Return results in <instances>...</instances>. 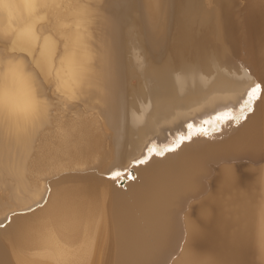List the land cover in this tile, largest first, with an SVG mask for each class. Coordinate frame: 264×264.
<instances>
[{"label":"bare ground","instance_id":"bare-ground-1","mask_svg":"<svg viewBox=\"0 0 264 264\" xmlns=\"http://www.w3.org/2000/svg\"><path fill=\"white\" fill-rule=\"evenodd\" d=\"M0 43V264H264V96L133 163L264 82V0H0ZM238 131L259 148L225 155L243 174L209 153L143 177Z\"/></svg>","mask_w":264,"mask_h":264},{"label":"water","instance_id":"water-1","mask_svg":"<svg viewBox=\"0 0 264 264\" xmlns=\"http://www.w3.org/2000/svg\"><path fill=\"white\" fill-rule=\"evenodd\" d=\"M232 47H233V50L238 54H240L241 52L244 51V49H246L243 46V44L240 42H237L236 45H233ZM158 91H159V94H162L163 92L161 89H159ZM247 137H248V134L246 132L238 131L236 133L226 136L225 138L221 140H218L217 142H197L196 144L189 147L188 150L184 154L179 156L178 158H175L174 160L168 163L158 164L154 166L153 168L142 172L143 177L145 179L147 177H150L151 175H154V173H158L159 171H166V172L173 171L177 168L182 167V165L184 166L188 165V161H190L192 157H195L196 155H208L209 153L215 155L216 157H219L218 160H216L218 161V163L216 164L208 163L207 165H203V163L198 162L196 163L197 167L209 170L211 173H216L219 167L222 165L223 166L225 165L228 167H231L234 165L236 168V172L239 174L240 173L243 174L244 172L242 170H244L249 165L255 164V162H252L251 160L245 159V158L238 160V161L229 160L228 158H226L225 155H227L228 152L235 153L239 151L240 149L247 150L249 155L250 154L257 155L259 151L258 146H255L249 143V141L247 140L248 139ZM261 161L263 162V160ZM198 177H202V176H198ZM200 182L202 184L203 190L207 192L214 191L215 189H217L216 182H213L212 178L207 179V176H206V178L204 177L202 181L200 180ZM138 193L126 194L123 198L119 200L122 202L121 204L126 205L125 203H127L128 205L129 203H132L136 200ZM164 212H165L164 213L165 216L167 217L168 212L166 210Z\"/></svg>","mask_w":264,"mask_h":264},{"label":"snow or ice","instance_id":"snow-or-ice-1","mask_svg":"<svg viewBox=\"0 0 264 264\" xmlns=\"http://www.w3.org/2000/svg\"><path fill=\"white\" fill-rule=\"evenodd\" d=\"M264 96V82H253L238 101L235 108H227L218 112L215 116L200 121L198 124L189 122L186 131L178 133L169 144L158 146L155 142L146 145L142 158L136 159L133 163L142 164L147 162L152 156H164L168 152L175 151L183 143L191 141L197 135H209L211 132L219 131L227 122L239 123L245 120L249 113L254 111L256 102ZM207 126V127H206ZM122 175L120 171H114L113 177ZM10 219V217H9Z\"/></svg>","mask_w":264,"mask_h":264},{"label":"rangeland","instance_id":"rangeland-1","mask_svg":"<svg viewBox=\"0 0 264 264\" xmlns=\"http://www.w3.org/2000/svg\"><path fill=\"white\" fill-rule=\"evenodd\" d=\"M80 1H81V2H84V3L87 2V0H80ZM88 4H90L91 6L94 7V3H93V2H90V1H89ZM90 30L93 32V34L96 33V32L98 31L95 27L92 28L91 25H90ZM57 41H58V39H57ZM0 47H2L1 43H0ZM5 51H6V52H10L9 50H6V49H5ZM133 54H134V53H133L132 51H130V52L127 54V57H129V59L134 58V57H133ZM26 60H27V61H26ZM25 61H26L29 65H31L30 60H29V59H26V57H25ZM38 76H39V75H38ZM140 82H141V78H140L139 74L136 73V72H133V73L130 75V78H129V83L131 84V86L127 87V89L129 90V92H128V95H129V96L131 95V93H132L133 91L139 89ZM44 88H45V90H46L47 92H50V91H51V89L48 88L47 83L44 84ZM42 203H43V202H42ZM42 203H40V204H42ZM40 204H37V206H30V205H28V206H26V207H27V209H34L35 207H39L38 205H40ZM10 213H11V212L8 211V212H6V213H2V214H0V218H1V220H2V222L0 223V227L4 226V223H6V221H7V215H10ZM6 214H7V215H6ZM5 215H6V217H5Z\"/></svg>","mask_w":264,"mask_h":264}]
</instances>
